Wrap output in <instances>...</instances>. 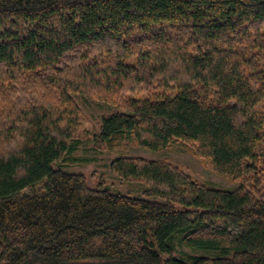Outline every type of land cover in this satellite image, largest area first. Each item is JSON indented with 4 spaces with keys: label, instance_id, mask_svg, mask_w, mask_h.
Instances as JSON below:
<instances>
[{
    "label": "trees",
    "instance_id": "1",
    "mask_svg": "<svg viewBox=\"0 0 264 264\" xmlns=\"http://www.w3.org/2000/svg\"><path fill=\"white\" fill-rule=\"evenodd\" d=\"M117 106L112 150L182 145L235 189L165 160L91 186L74 94ZM264 0H0V264H264Z\"/></svg>",
    "mask_w": 264,
    "mask_h": 264
},
{
    "label": "rangeland",
    "instance_id": "2",
    "mask_svg": "<svg viewBox=\"0 0 264 264\" xmlns=\"http://www.w3.org/2000/svg\"><path fill=\"white\" fill-rule=\"evenodd\" d=\"M73 98L79 111L74 118L72 130L74 136L84 140L85 143L76 153L80 160L63 169L83 173L91 186H96L98 182L104 181L111 185L115 191L132 196L140 195L139 184L123 181L111 171L109 165L118 156L165 160L183 168L201 183L210 184L219 189H235L240 185L239 181L214 172L202 158L182 145H173L158 150L147 149L132 142H126L112 150L98 145L95 136L100 131L102 117L116 111L117 106L102 102L90 94H74Z\"/></svg>",
    "mask_w": 264,
    "mask_h": 264
}]
</instances>
